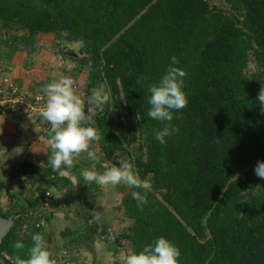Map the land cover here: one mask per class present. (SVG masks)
<instances>
[{"label": "trees", "instance_id": "16d2710c", "mask_svg": "<svg viewBox=\"0 0 264 264\" xmlns=\"http://www.w3.org/2000/svg\"><path fill=\"white\" fill-rule=\"evenodd\" d=\"M223 1L227 12L210 0H0L6 44L19 42L17 28L33 41L62 33L83 41L85 55L75 61L80 71L89 69L87 93L99 83L111 93L104 113L92 120L104 161L139 143L133 167L153 190L143 210L131 193L116 206L132 221L118 246L127 239L138 252L164 236L180 249V264H264V188L254 189L264 187L254 172L264 160V111L259 76L247 73L252 59L264 73V0ZM173 56L187 73L188 105L172 121L179 134L161 145L154 132L163 124L147 116L148 87ZM16 173L20 189L28 183L39 196L45 184H71L50 166L29 161ZM5 187L0 182V191ZM39 196L16 213L0 205L2 216L15 217L0 260L13 257L26 212L40 208ZM54 214L45 209L38 222L49 225ZM98 229L87 223V238L95 240Z\"/></svg>", "mask_w": 264, "mask_h": 264}, {"label": "clouds", "instance_id": "9594fccd", "mask_svg": "<svg viewBox=\"0 0 264 264\" xmlns=\"http://www.w3.org/2000/svg\"><path fill=\"white\" fill-rule=\"evenodd\" d=\"M178 64V58L171 57L164 74L148 87L147 116L163 124L161 129L154 132L155 140L161 145L166 144L170 136L179 134V128L174 126L172 121L178 119L177 114L188 105L187 94L184 91L187 73L177 66ZM74 85L75 81L71 77L53 80L41 88L43 97H38V99L45 100L39 115L50 125L51 155L48 156L47 163L53 172L61 176L69 174V170L78 162L77 158L81 154H85L94 166L100 163V157L96 151L91 150L90 145L92 142H99L101 137L88 114L99 111L110 101V95L103 86L93 88L87 100H83L77 94ZM86 102L87 113L85 111ZM257 102L264 111V87L258 93ZM137 118L140 119L138 115ZM254 172L259 179L264 180V160L257 162ZM80 176L88 184L95 183L101 187L124 185L134 189L131 197L136 201V206L140 210L148 204V195L153 190L151 181L142 179L135 172L133 165L127 161H119V166L106 168L102 173L83 169ZM72 179L76 183V178ZM261 188L264 187L257 185L254 189ZM100 219V216L94 217L95 221ZM14 247L22 249L24 243L18 240ZM180 257V249L168 238L160 236L145 245L142 250L123 255L120 264H180ZM12 264H65V262L53 257L43 237L37 234L32 238L28 258L25 260L15 257Z\"/></svg>", "mask_w": 264, "mask_h": 264}, {"label": "rangeland", "instance_id": "374dc122", "mask_svg": "<svg viewBox=\"0 0 264 264\" xmlns=\"http://www.w3.org/2000/svg\"><path fill=\"white\" fill-rule=\"evenodd\" d=\"M210 3H212L211 6H218L226 12L229 11L228 5L223 0H210ZM0 32V41L5 45L6 43L4 42L9 38V34L1 29V27ZM13 35H16L17 37L20 36L19 38H21L17 44L20 42H28L32 49H52V53L55 54L56 57L58 55L69 57L70 61L68 65L70 66L72 64L76 67L75 69L70 66L72 69H69L75 72V75H72V79L75 81V90L77 94L83 96L85 99L89 97L90 94L87 93L88 89H90L88 87L89 69H84L86 72H83V70L81 72L83 73L82 76L78 78L80 65L79 63L76 65L77 61H75V59H79L85 55L83 52L85 49L83 41L70 42L66 38L67 33H62L61 35L47 34L42 37H36V40L33 41L34 39L28 38L25 30L21 28H17ZM67 49L73 53L72 56L65 54ZM39 53L41 54V52ZM44 62H47L46 59ZM247 73L249 75L257 74L259 76V90H261V84H264V73L257 67L254 59L249 63ZM37 74L43 76L42 72ZM100 86H103L109 95L111 94L105 83H99L98 87ZM41 88L42 87H39L40 93H42ZM92 89L93 88H91V90ZM105 109L106 105L99 110V114H103ZM109 112V121L111 124H115L117 117L113 106H111ZM138 144L129 147L125 152H119L111 162H108L104 161L99 142H92L90 145L91 150L97 152V155L100 157V163L95 164L94 166L93 162L87 159L85 154H81V156L77 158L78 162H76L71 169L73 173H70L71 170H69V174L67 175V177L71 179V184L67 185L65 188H57L47 184L44 186V188L53 194L52 200L54 206H51L49 211L53 214L54 212L58 213V216H60L59 222L62 227V232L64 233L62 236L63 241L60 242V245H62L61 247L67 248L71 254L72 249H75L78 252H83V259L85 258L84 262L81 261L83 264H91L96 254L100 253V251L103 253L102 256H105L103 260L105 261L104 264H120L123 255L133 252L132 245L127 239H121L123 240L121 246L117 245V239L127 233L126 231L131 226L132 221L125 217V214L116 212V206L121 204L123 197L128 193H131L132 189L127 188L124 185L101 187L95 183L88 184L80 176V173L83 169L96 170L102 173L106 168L119 166V161H127L133 165V162L137 157ZM49 150L51 151V149ZM43 161H45V163L40 166H47L48 159L47 161L46 159ZM22 163L23 158H20L16 166L8 167L0 161V182H5L6 184L5 189L0 191V205L2 207L4 204L2 208L7 212L16 213L20 211L22 207L27 208L31 202L38 198V194H36V197L32 193L34 190H31L32 188L28 183L24 191H21L20 189L21 184L16 172L19 171ZM11 173H14V175L16 174L15 179L10 178ZM73 177L76 178V183L73 182ZM81 197L84 198L83 202L81 201ZM39 206L40 208L37 210H44L41 203H39ZM29 212L31 211H27L26 213L28 214ZM95 216H100L101 219L95 221ZM87 223L90 225H98L99 229L96 233L97 237L95 240L88 239L86 236ZM47 226H45L46 229ZM112 243H114V245ZM109 245L110 247H112L111 245L114 246L113 249H116L115 253H113V249L110 250ZM95 264L98 263L96 262Z\"/></svg>", "mask_w": 264, "mask_h": 264}, {"label": "crops", "instance_id": "0c3cea01", "mask_svg": "<svg viewBox=\"0 0 264 264\" xmlns=\"http://www.w3.org/2000/svg\"><path fill=\"white\" fill-rule=\"evenodd\" d=\"M25 33H27V31H25ZM42 36L44 35H39L38 37ZM37 51L41 52V54ZM45 59L47 62H44ZM69 61L70 58L62 55L56 57V55L52 53V49H32L28 42H20L18 44L16 42L12 45H4L0 41V78L3 76L10 77L11 80L18 84L24 92L31 95L39 94V87H43L53 80H59L63 77L72 78V75H75V72L69 70L72 69L70 66L75 69L76 67L72 64L69 66ZM76 65H78V62ZM82 71L78 74L79 76L77 75L78 78L82 76ZM40 72L43 73V76L37 74ZM83 72L86 71L84 70ZM79 96L83 100L85 99L83 96ZM50 139V125L42 118L18 120L0 117V161L8 167L16 166L20 158H23V162L29 161L37 165H43L45 163L43 160L46 159L47 161L48 156L51 155V151L49 150ZM30 187L32 188V186ZM31 190H33V188ZM32 193L37 197V192L34 191ZM31 204H33V202L29 205ZM32 212L33 211L28 214L26 213L25 225L18 236V240L24 243V248H15L13 257L11 259L10 257L1 259L0 264H12V260L15 257H20L26 260L30 255L32 238L37 234L43 237L46 247L53 257L61 248L62 245H60V242L63 241L62 236L64 233L62 232V227L59 222L60 216H58V213L54 214L51 224L47 226V229L45 227L46 230H38L36 228V223L41 220V218L38 217L42 214L39 215ZM109 248L112 250L114 247L111 248L109 245ZM71 251L73 262L75 264H83L81 262H84L85 260V258L83 259V252H78L75 249H72ZM115 252L116 249H113V253ZM102 254L101 251L96 254L91 264H95L96 262L98 264H104L105 261L103 260L105 256L103 257Z\"/></svg>", "mask_w": 264, "mask_h": 264}, {"label": "built area", "instance_id": "2783aa9c", "mask_svg": "<svg viewBox=\"0 0 264 264\" xmlns=\"http://www.w3.org/2000/svg\"><path fill=\"white\" fill-rule=\"evenodd\" d=\"M43 94L31 95L24 92L21 87L14 83L10 77L3 76L0 78V116L10 119L20 118H41L39 113L44 107L45 100L38 99ZM44 210H50L51 199L53 194L47 190L45 195L39 196ZM47 222L42 220L36 224L37 228H44ZM58 261L62 260L65 264H74L70 251L61 247L54 256Z\"/></svg>", "mask_w": 264, "mask_h": 264}, {"label": "water", "instance_id": "95a60500", "mask_svg": "<svg viewBox=\"0 0 264 264\" xmlns=\"http://www.w3.org/2000/svg\"><path fill=\"white\" fill-rule=\"evenodd\" d=\"M211 4H212V3H211ZM65 54H66V55H70V56H72L73 53H71V52L67 49V50L65 51ZM261 85H262V87H264V84H261ZM87 107H88V105H87V102H86V104H85V111H86V113H87ZM97 115H99V111L89 113V114H88V117H89V119L92 121L93 119H95V117H96ZM44 212H45V210H37V211H33L32 213L41 215V214H43ZM29 213H30V212H29ZM14 218H15L14 216H10L9 218H6V217H4V216H2V215L0 214V245H1V243H2V241H3V239H4V237H5V235H6L7 232L9 231V229H10V227H11L13 221H14Z\"/></svg>", "mask_w": 264, "mask_h": 264}]
</instances>
